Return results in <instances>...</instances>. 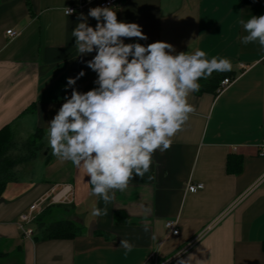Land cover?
Masks as SVG:
<instances>
[{"label":"crops","instance_id":"crops-1","mask_svg":"<svg viewBox=\"0 0 264 264\" xmlns=\"http://www.w3.org/2000/svg\"><path fill=\"white\" fill-rule=\"evenodd\" d=\"M77 1L0 0V129L9 125L13 136L27 140L40 129L44 141L28 151L27 163L12 170L0 193V240H7L6 257L13 260L8 263L264 264V49L241 43L247 33L239 23L264 15V1L121 0L111 7L119 21L139 24L148 37L125 43L164 41L174 46L173 54L199 49L208 59L229 60L236 76L220 92L190 94L194 111L170 149L156 151L150 171L116 191L108 205L92 194L81 169L52 155L46 138L48 123L71 95L67 78L83 71L75 89L98 87L97 74L86 64L95 52L78 56L71 32L79 14L87 16L99 0L65 16L64 7ZM88 23L95 27L97 21L89 17ZM9 29L15 35H7ZM198 182L202 188L186 190L188 183ZM64 185L71 188L66 200L49 206L68 213L63 219L78 231L71 237L45 236L47 223L60 219L43 210L32 233L23 236L18 216ZM105 207L106 216L92 215L94 208ZM174 219L176 235L164 225ZM122 239L133 245L127 255L119 246Z\"/></svg>","mask_w":264,"mask_h":264},{"label":"clouds","instance_id":"clouds-1","mask_svg":"<svg viewBox=\"0 0 264 264\" xmlns=\"http://www.w3.org/2000/svg\"><path fill=\"white\" fill-rule=\"evenodd\" d=\"M63 11L69 16L75 10ZM89 17L97 21L95 27ZM77 19L71 32L75 48L78 56L95 52L86 64L97 74L98 87L83 93L75 89L83 71L67 78L71 95L48 123L46 138L52 155L81 169L90 178L92 194L108 205L116 191H125L131 180L150 171L156 151L170 149L172 138L194 111L188 98L200 90L199 81L231 71L232 64L216 56L208 59L199 49L173 54L174 46L164 41L125 43L148 37L139 24L119 21L108 6L90 8L87 16L80 13ZM239 23L247 33L241 43H258L264 49V15ZM107 214V207L92 212L97 217ZM119 246L125 255L133 248L124 239Z\"/></svg>","mask_w":264,"mask_h":264},{"label":"trees","instance_id":"trees-1","mask_svg":"<svg viewBox=\"0 0 264 264\" xmlns=\"http://www.w3.org/2000/svg\"><path fill=\"white\" fill-rule=\"evenodd\" d=\"M257 1H264V0H255ZM242 3H254V0H241ZM236 74L234 71L228 72H214L211 77L208 79H201L199 81L201 87L198 92H194L195 94H201L204 92L208 93H217V89L219 84L223 78L232 79L235 77ZM43 132L42 130H36L28 139V143L33 147H41L44 143L42 140ZM14 146L13 135L10 130L9 125H5L0 129V193L7 182L8 178L13 174L12 167L14 163H16V159H14L10 154L9 151ZM233 158V157H232ZM231 157L227 159V170H231L230 162ZM18 160V159H17ZM237 171V170H236ZM43 210L48 211L49 208H44ZM42 210V211H43ZM42 213V212H41ZM40 213V214H41ZM38 214L35 218L33 223H39V220L42 217V214ZM79 226H77L74 222L69 220H53L47 223L46 227L44 228V234L48 237H71L78 231ZM5 243L7 240L1 239L0 240V261L6 258L8 252L4 250Z\"/></svg>","mask_w":264,"mask_h":264},{"label":"built area","instance_id":"built-area-1","mask_svg":"<svg viewBox=\"0 0 264 264\" xmlns=\"http://www.w3.org/2000/svg\"><path fill=\"white\" fill-rule=\"evenodd\" d=\"M92 0H78L77 2L71 4L68 6V8L71 9H79L81 8L84 4L91 2ZM121 0H99L98 4L99 6H108V7H114L117 4H119ZM9 36L15 35V32L11 29L6 30L5 32ZM232 79L229 78H223L219 84V87L217 89V92H220L224 90L229 84H231ZM260 154H264V142L260 145ZM202 183H188L186 186V190L193 192L196 191L200 188H202ZM70 186L64 185L62 188L55 192L54 194H44L43 196H40L37 198L33 203H31L27 210L23 213H21L18 216V228L20 229L21 233L23 236H28L32 233V228L31 225L33 224L35 218L37 217L38 214L42 212L44 207L50 203L54 202H62L66 200V195L70 193ZM53 191V188H52ZM45 205V206H44ZM217 220V219H216ZM216 220L212 221L210 224H207L206 227L191 241L189 244L178 252V254L184 252L190 245H192L195 241H197L199 238H201L207 231H209L213 225L215 224ZM165 227L168 229V231L176 235L179 233L178 227H177V222L176 220H166L165 221ZM154 253L150 254V257H153Z\"/></svg>","mask_w":264,"mask_h":264},{"label":"rangeland","instance_id":"rangeland-1","mask_svg":"<svg viewBox=\"0 0 264 264\" xmlns=\"http://www.w3.org/2000/svg\"><path fill=\"white\" fill-rule=\"evenodd\" d=\"M13 140H14V146H13L12 149H10L9 154L14 159H16L17 162L14 163V165L12 167V170L13 169H16V167L22 166L25 163H27L26 161H24L25 156L27 155L28 151H33L35 149L32 145H30L28 143L27 138L22 139L21 137H19V136L16 135V136H13ZM38 153H40V151H38ZM47 206H49V204L46 205L44 208H47ZM48 208L50 209V212L52 211V213H51L52 215L51 216H53V217L56 216L57 219L58 218L59 219L68 218V216H69V214L66 213V212H64V211H62L60 207H57V206H49ZM53 208H60V209L58 210V213H56L57 210H54ZM45 217L46 216H44L43 218H45ZM3 260H4V264H9L7 260L13 261L12 258H8L7 259V257L5 259H3Z\"/></svg>","mask_w":264,"mask_h":264}]
</instances>
